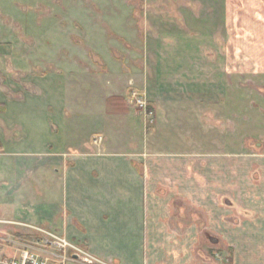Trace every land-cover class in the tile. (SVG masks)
Returning <instances> with one entry per match:
<instances>
[{"label": "rangeland", "instance_id": "obj_1", "mask_svg": "<svg viewBox=\"0 0 264 264\" xmlns=\"http://www.w3.org/2000/svg\"><path fill=\"white\" fill-rule=\"evenodd\" d=\"M178 29L192 41L210 36L214 49L204 42L200 52L209 55H204L203 63L193 58L187 61L188 76L177 85L178 101L184 105L168 108L158 104L147 85L155 82L160 64L164 65L156 55L158 42L165 38L162 33L172 37ZM211 35H216L220 47ZM151 38L155 41L150 42ZM192 41L187 48L191 52L199 49ZM103 51L109 57L102 58ZM146 53L152 54L153 62L143 63ZM212 66L220 74L217 88L211 90L204 80ZM126 68V76L120 75ZM138 68L141 75L135 77L133 71ZM147 70L153 74L152 80L146 79ZM47 78L58 85L52 101L55 106L45 111L36 106L33 111L37 110V119L55 123L53 141L58 138L63 151L68 150V134L75 130L79 131L74 134L77 142L84 138L91 145L94 138L109 132L115 147L124 148L135 129L137 146L145 152L151 146L166 158L186 148H199V152L211 145L236 156L258 152V147L264 152V0H0V113L20 126L21 109L8 106V100L28 92L31 98H45L41 86H49ZM129 81L133 86L124 91L125 97L113 89L120 86L123 90ZM71 85L73 92L67 89ZM140 88H147L149 94ZM133 92L146 102V108ZM119 93L122 101L117 99ZM68 100H73L74 109L66 111ZM170 115L181 116L186 123H171L167 134L161 131L167 126L157 130L159 121H167ZM19 131L17 128V136L23 139L20 147H27L38 133L26 136ZM152 131L155 134L150 136ZM13 142L8 141V146H14ZM195 153L179 158L194 163L199 158ZM141 157L147 160L150 155ZM201 237L202 264L212 260L233 264L227 261L232 254H223L222 249L215 254V246L224 245H214L209 236ZM112 263L86 258L68 262Z\"/></svg>", "mask_w": 264, "mask_h": 264}, {"label": "crops", "instance_id": "obj_2", "mask_svg": "<svg viewBox=\"0 0 264 264\" xmlns=\"http://www.w3.org/2000/svg\"><path fill=\"white\" fill-rule=\"evenodd\" d=\"M176 34L172 38L162 33L165 38L158 42L156 55L159 64L164 60V65L160 64L155 82L147 85L158 104L168 108L184 105L178 101L177 85L188 76L187 61L193 58L203 63L209 55L200 52L204 42L214 49L208 35L192 41L179 29ZM211 37L220 44L216 35ZM152 39L150 42L155 41ZM191 41L199 49L188 51ZM167 43L171 48L166 47ZM108 55L100 54L102 58ZM145 58L143 63L153 57L146 53ZM217 68L212 66L205 73L204 81L211 90L219 82ZM128 70L120 75L126 76ZM133 72L135 77L140 74L139 68ZM146 73V79L152 80L153 74L148 70ZM48 80L49 86H41V96L45 98H31L28 92L8 100V106L21 109L20 126L0 113V261L18 256L21 242L37 235L34 227H41L80 242L92 255L112 264H202L203 235L209 236L214 245H224L215 246V254L218 249L232 254L228 262L264 264L261 147L258 152L248 151L247 156H236L233 151H221L224 147L218 150L211 145L199 152V148H186L166 158L151 146L147 152L137 146L133 141L136 131L129 127L131 135L124 148L115 147L109 132L100 144L90 145L84 138L77 142L75 130L68 134V150L63 151L58 138L53 141L55 123L49 120L48 124L44 117L37 119V110L33 111L36 106L44 111L55 106L52 101L53 96L57 97L58 85L52 83L53 78ZM129 83L123 90L120 86L113 89L125 97L124 91L133 86ZM73 87L67 89L73 92ZM147 88L140 89L148 93ZM48 90L49 94L45 93ZM116 96L122 101L120 93ZM68 101L66 111L69 107L74 109L73 100ZM150 109L153 110L151 105ZM71 122L75 125L74 120ZM159 122L157 130L167 126L161 130L166 134L171 123H186L178 115ZM17 128L26 136L38 132L36 139L30 140L27 147H20L23 139L17 136ZM153 134L154 131L150 136ZM8 141H14V146L9 147ZM195 151L199 158L194 163L179 158ZM146 153L150 155L147 160L141 157Z\"/></svg>", "mask_w": 264, "mask_h": 264}, {"label": "built area", "instance_id": "obj_3", "mask_svg": "<svg viewBox=\"0 0 264 264\" xmlns=\"http://www.w3.org/2000/svg\"><path fill=\"white\" fill-rule=\"evenodd\" d=\"M132 95L141 106L146 108V102L139 98L137 92H133ZM103 140L104 137L98 136L93 139V142L100 144ZM34 229L37 235L21 242L19 255L5 258L0 261V264H68L70 261L85 258L90 262L104 263L87 252L80 242L46 228L34 227ZM74 255H78L79 259H76Z\"/></svg>", "mask_w": 264, "mask_h": 264}, {"label": "water", "instance_id": "obj_4", "mask_svg": "<svg viewBox=\"0 0 264 264\" xmlns=\"http://www.w3.org/2000/svg\"><path fill=\"white\" fill-rule=\"evenodd\" d=\"M74 257H75L76 259H78V258H79V256H78V255H74Z\"/></svg>", "mask_w": 264, "mask_h": 264}]
</instances>
